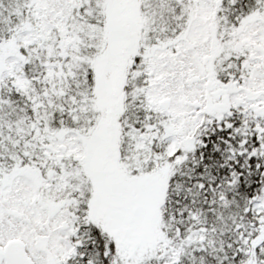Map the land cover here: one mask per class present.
<instances>
[{
  "label": "snow or ice",
  "instance_id": "obj_1",
  "mask_svg": "<svg viewBox=\"0 0 264 264\" xmlns=\"http://www.w3.org/2000/svg\"><path fill=\"white\" fill-rule=\"evenodd\" d=\"M0 264H264V0H0Z\"/></svg>",
  "mask_w": 264,
  "mask_h": 264
}]
</instances>
